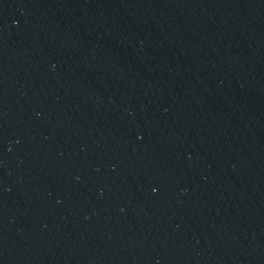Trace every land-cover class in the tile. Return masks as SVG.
<instances>
[{
	"label": "water",
	"instance_id": "95a60500",
	"mask_svg": "<svg viewBox=\"0 0 264 264\" xmlns=\"http://www.w3.org/2000/svg\"><path fill=\"white\" fill-rule=\"evenodd\" d=\"M0 264H264V0H0Z\"/></svg>",
	"mask_w": 264,
	"mask_h": 264
}]
</instances>
